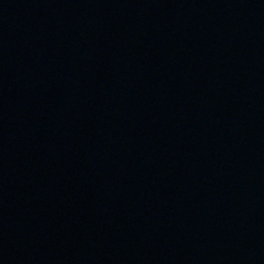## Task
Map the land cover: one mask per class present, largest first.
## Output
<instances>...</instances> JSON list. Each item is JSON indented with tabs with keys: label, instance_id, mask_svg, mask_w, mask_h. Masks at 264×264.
<instances>
[{
	"label": "water",
	"instance_id": "1",
	"mask_svg": "<svg viewBox=\"0 0 264 264\" xmlns=\"http://www.w3.org/2000/svg\"><path fill=\"white\" fill-rule=\"evenodd\" d=\"M0 264H264V0H0Z\"/></svg>",
	"mask_w": 264,
	"mask_h": 264
}]
</instances>
